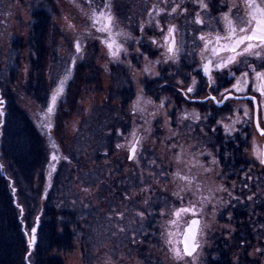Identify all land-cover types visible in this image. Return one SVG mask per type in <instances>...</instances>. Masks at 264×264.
Here are the masks:
<instances>
[{
	"label": "trees",
	"instance_id": "obj_1",
	"mask_svg": "<svg viewBox=\"0 0 264 264\" xmlns=\"http://www.w3.org/2000/svg\"><path fill=\"white\" fill-rule=\"evenodd\" d=\"M43 6L32 9L28 29L27 44L31 52L30 59L36 68H39L38 71L44 69L47 60L48 24L52 18L50 8L47 9L48 5ZM12 45L11 50L13 49L14 52L10 51L11 54L4 56L6 60L0 58V91L5 101L3 113L0 114V264H66L64 257L74 249L77 237L85 241L90 237L88 240L107 243L113 259L120 253L118 249L121 246V254L127 251L129 255L126 256L135 257L136 264H165L162 253L154 252L151 255L147 252V248L152 244L161 245V235L165 229L164 217L161 213L166 209L178 207L179 201H176V198L180 199L181 194L186 191L180 188L181 183L178 185L177 176L173 179L175 184L170 182V189L167 187L169 173L174 166L180 164L174 165L175 162H171L170 172L165 167H161L162 163L159 162L158 157L162 149H165V140L160 138L157 145L152 148L155 153L153 158L149 154L150 144L146 143L142 147L140 163L134 160V157L126 160L121 155L119 164L116 160L114 164L117 167L109 174L105 172L110 170L109 163H105L108 170L104 169L105 171L101 173L98 170L99 165H103L104 161L115 157L117 145H120L117 148L123 145L119 141H124L125 135L134 126V119H128L127 105L131 104V100L137 96L136 93L133 90L125 91L121 86L110 89L107 96L99 97L97 94L91 99L88 94V99L85 100L96 102L95 104L92 102L94 107L91 110L95 121L87 124L84 121L77 125L78 131L71 133L73 139L70 141L72 144L79 141L78 145L82 146V149L85 145H89L90 150H93L92 158L95 160L92 159L86 164L82 157L83 151L77 156L78 148L75 143L69 151L59 152L57 161H50L48 149L55 150L53 144L49 145V148L46 146L39 118L23 107L19 90L11 86L16 72L14 68L20 59L18 53L21 50V41L15 38ZM0 57H3L2 53ZM65 59L63 55L61 58L63 63L66 62ZM3 63L8 66L6 71L9 73H5L7 76L2 73ZM66 72L61 70L60 78L61 81L64 80L65 89ZM60 80H56L57 86ZM151 83L156 84L158 89L154 85L155 88L151 86L152 91V88H149ZM151 83L146 88L144 94L146 97L155 100L162 94L167 96L164 83L160 84L159 79ZM70 85L71 83L68 86L71 87ZM27 86L30 97L43 109L48 108L53 94L52 87L42 81ZM86 89L85 87L84 90ZM138 97L142 100L139 95ZM116 99L121 100L119 106L113 102ZM179 102L174 110L183 108ZM140 105L144 106V103L139 101L137 107ZM132 110L136 115V109L132 108ZM198 110L202 115L201 118H205L208 114L206 109ZM177 112L173 111L172 117H175ZM117 114L128 121L118 120ZM182 118L183 121L180 123L174 120L169 127L171 130H167L169 131L167 136H171L169 145L177 146V151L173 150L177 153L174 155H178V150L180 153L183 151L179 146L186 142L187 137L194 139L195 146L196 143H201L202 149L206 148L205 145L212 149L210 124L200 123L196 116L187 112H183ZM203 124L206 132L198 130ZM185 126H187L186 130L183 129ZM157 134L162 135V130ZM220 142H217V145ZM64 157L68 159L65 160ZM133 160L138 162L137 170ZM64 174L67 177L65 182H62ZM66 184L69 188L74 184L76 186L85 184L84 186H87L100 202L95 205L90 202L92 208L86 211L90 218L97 219L96 232L92 231L91 236L83 232L79 223L82 208L73 210L70 205L60 203L61 200H66L63 197L68 189ZM101 207L104 208L103 212H100ZM141 212L144 213L143 217L139 215ZM33 227L36 228L35 242L29 247ZM150 239H153L154 243L150 242ZM207 255L208 257L204 259L205 264H211V252ZM85 258L88 259L87 256Z\"/></svg>",
	"mask_w": 264,
	"mask_h": 264
},
{
	"label": "flooded vegetation",
	"instance_id": "obj_2",
	"mask_svg": "<svg viewBox=\"0 0 264 264\" xmlns=\"http://www.w3.org/2000/svg\"><path fill=\"white\" fill-rule=\"evenodd\" d=\"M50 1L48 7L51 14L57 13L60 17L63 11L61 7L64 9L67 7V18L71 19L74 27L78 26V30L73 29L74 32H71L69 38H66L64 32L61 34L67 41V44H64L67 45L64 55L70 61L66 72L67 85L75 80L79 71L76 67L81 64L84 86L88 87L90 77L104 73L100 69L103 67L102 59L112 62L113 71L117 68L124 70L119 72L121 74L129 73L127 71H132L134 67L145 70L143 63L150 60L153 68H157L158 76L164 77L163 83L167 90L165 100L168 103L178 100L180 104L184 101L193 105L201 104L202 107L193 105L187 107L193 108L190 110L201 108L208 111L209 115L206 114L202 122L210 124L212 150L223 166L220 178L224 179L225 175L226 179L215 191H212L213 188L210 191L206 190L201 180L192 183L190 190L194 191L195 198H183L179 201V208L195 205L197 215L184 213L191 216L186 223L179 225L176 238L178 248H183L181 241L186 226L193 217H196L200 221L197 235L200 247L194 257L202 261L207 258L208 252H211V264H264V164L260 163L253 150L254 146L257 149H264V135H261L257 128L259 122L260 129H264V95L257 90L262 82L256 79L252 71L253 68L255 71H264V49H254L261 52L259 58L253 54L243 53L227 68L213 70L211 85L208 76L203 72V65L209 59L215 64L232 55L228 51L212 54V48L217 46L215 37L227 36L223 19L225 13H228L236 26L237 36L243 35L239 32L241 27H247L249 31L255 27L256 20L250 16L246 0ZM64 1L68 6L64 7ZM202 3L207 7L202 8ZM255 3L264 7V0H255ZM93 11L97 13L104 11L113 16L112 38L122 45L117 56H112L106 46L110 38L109 32L96 30L102 27L103 23L93 26L91 19ZM80 15L81 20L75 22L74 19ZM197 17L203 23H197ZM51 20H54V14ZM171 26L175 27L174 35L180 49L179 58L176 60L168 59L166 50L168 42L166 37H169L168 29ZM201 35L212 41L207 50L205 40L200 39ZM61 36H58L60 39L57 38L56 42L63 45L64 40ZM77 40L81 47L79 53L71 46L72 44L75 46ZM226 43L230 41H221V44ZM244 47L245 45H242L238 51H242ZM128 62L131 63V70H128L129 67L126 65ZM243 73H248L246 90L235 92L232 85L237 80L244 79ZM123 77L126 80H122L121 86L125 91L131 92V87L134 86L131 83L134 84V81L127 76ZM188 87L193 88L191 93L187 92ZM226 89L232 90L233 96L238 98L217 103L223 99L222 94ZM134 93L137 96L131 100V104L137 106L138 94ZM212 96L216 98L215 101L206 99ZM208 104L210 106L207 107ZM245 109L248 111L247 116L244 115ZM237 117L238 122L233 124L232 121ZM223 124L230 125L233 130L226 133ZM203 131L206 132V128ZM136 137L140 141V136ZM217 142L220 144L217 145ZM184 186H187L186 181ZM206 222L209 225L208 234L211 239L209 247H206L203 241L205 235L208 236L204 235ZM167 232L170 233V230L167 229ZM240 246L241 253L237 254L235 259L234 250Z\"/></svg>",
	"mask_w": 264,
	"mask_h": 264
},
{
	"label": "rangeland",
	"instance_id": "obj_3",
	"mask_svg": "<svg viewBox=\"0 0 264 264\" xmlns=\"http://www.w3.org/2000/svg\"><path fill=\"white\" fill-rule=\"evenodd\" d=\"M63 3L65 4L64 7L68 6L65 1ZM50 4V0H0V55L1 53L3 54V57L0 58H4L6 60L4 56H7V54H11L10 51H13V49L11 50V47H13V39L18 38L21 41V50L18 53L20 59L17 61L18 65H16V68H14L16 69V72L11 86L13 88H16V90H19L18 93L21 97L20 99L21 103L23 104V107L28 110L31 114L36 115V118H39L40 124L42 125L41 129L43 130L46 146L49 148V145H55V150L48 149L50 161H52L51 156L53 154L57 155L61 151H69V149H72V146H74L75 143L78 148L77 156H80L79 154H81L83 151L84 156L82 155V157L84 158L86 164L92 161V159L95 160V158H92L93 150H90L91 147H89V145H85L84 149H82V146L78 145L80 143L79 141L74 142V144H72V142L70 141L71 139H73L71 133L78 131V126L84 121L87 124V122L92 123L94 120L92 118L93 112L91 110L93 109L94 104L96 102L92 100L91 102L86 101L85 99H88V94L91 96V99L94 98V96L97 94L99 97L100 95L107 96V94L109 95L108 91L110 89L121 87V82L123 79H125L123 76H127L129 79L134 81V84L131 83L132 85H134L131 87V91L133 90V92H137V94L141 97L140 99H142L139 101L144 103V106H136L135 115L134 111L132 110L134 106H132L131 104L127 105L128 119H134V126H132L129 129V133L125 135L124 141H119V143H123V145L121 146V148L116 147V154L114 155L115 157H113L112 160L110 159L108 161H104V166L99 165V172L101 173V171H105L110 168V170L105 171L107 174H109L112 170L117 167L114 164L116 160L119 164V158L121 157V155L126 160H129L130 148L136 136L139 135L141 138L139 141V147L134 157V160H137L138 162L141 159V155L143 154L142 147L145 146L146 143L150 144L149 154H151V158H153V154L155 153L152 148L157 145V141L161 138L163 139V141L165 140V149H162L163 151L158 157V159L160 160L159 162L162 163L161 167H165L168 172H170V169L172 168L171 162H175L174 165H177L178 163L180 164L177 167L174 166V169L171 170V172L169 173L170 178H168L166 183L169 189L171 183L175 184L173 183L175 182L173 181V179H175V177L177 176V172H179L181 176H188L189 178H194V184L195 182L201 180V183L204 185V188L206 190L210 191V189L213 188L212 191H215L216 189H218L220 187V184H222L224 179H226V176H223L224 179L220 178V173L223 170V166L220 163L219 157L216 156V154L213 152L214 150H212L210 146L208 147L207 145H205L206 148L202 149L201 143H196L195 146L194 139L192 137H187V140H185L186 142L179 146V149H182L183 151H181L180 153V150H178L180 160L177 161V155H174L177 153L173 151H177V146L175 144V146L173 144L169 145L168 143L169 139H171V136H167V133L169 132H167V130H171V128H169L170 125L172 124V122H174V120H176V122L178 123L183 121V112H187L189 115H194L196 117L198 115L199 120L201 121L200 123H203L202 119L204 118H201L202 115L198 109H184L185 107L192 106L193 104L186 103L182 98V101H184V103L182 104L183 108L174 110L176 109L177 102H179L178 100L177 102L168 103V101L165 100L166 95L163 96L162 94L158 97V99L155 100L150 99L148 96L146 97L144 95L146 93V88L149 86V88H155L156 86V88L158 89V86L156 84L151 83V80L159 79L161 81L160 84H163L164 77L158 76L157 68H153V66L150 64V60H146L143 63L145 66L144 68H147L148 71H145L144 69L143 71L139 68L137 69L134 67L132 71H127L129 73L121 74L119 72L124 70L117 68L113 71L111 65L112 62L102 59L101 63L103 64V67L100 69L102 70V72L104 71V73H102L101 75H95V77H90V83L88 84V87H86V91L84 90L85 86L83 82V66L82 64L77 66L76 68L79 69V71L77 72L75 80L71 83V87L67 85L66 89L64 88L63 93L57 98L55 109L52 113H47V108L43 109L41 106L38 105V103H36L35 100L30 97L27 91L28 84L35 85L36 83L42 81V83L48 84L52 87V93L57 89L58 86L56 85V80H60L62 75L61 70L67 71L70 65L69 59H65V63H63V61L61 60L67 49V45H64L67 44L66 38L71 35V32H74L73 29L78 30L77 25L73 28L68 27V24L71 23V19L67 18L68 11L66 10L68 8L66 7V9H64L63 6H60L63 10L62 16L59 17L57 13H53L54 20H50V23L48 24L49 35L46 41V47L49 52H47V60L44 63V69L42 68L38 71L37 69L39 68H36L35 64L31 62V52L27 44L29 22L31 20V11L34 7H44L43 5L50 6ZM49 8L50 7H48L47 9ZM77 17L78 18L74 19L75 22H78V20L80 21L81 19L79 18H82V15ZM62 32H64L66 38L61 36ZM58 36H61V39L64 40L63 45L60 44L61 42H56V39L59 38ZM71 46L72 48L75 47L74 44H72ZM5 65V63L2 64V73L8 74L9 72L6 71L8 70V66ZM126 65L127 67H129L128 70L132 69L131 63L128 62ZM148 84L150 85L148 86ZM92 102H94V104ZM113 102L114 104H117L119 106L121 100L116 99ZM161 102H163L162 106ZM4 105L5 101L1 97L0 114L3 113V109L5 107ZM193 106L202 107L201 104H194ZM208 106L210 105L208 104L207 107ZM173 111H178L175 117H172L171 113ZM118 120L128 121L126 118L123 119L122 116H120ZM46 125H51V127H46ZM182 125L183 123L181 124V126ZM85 126L87 127L88 125ZM186 128L187 126L183 127V129L185 130ZM205 128L206 127L203 124V127L198 128V130L202 132ZM161 130L162 135L158 136L157 133ZM133 133H135V137L133 136ZM198 135L200 136V134ZM62 148H64V150H62ZM195 148H197V150H195ZM63 153L61 154L63 155ZM226 159L224 160L226 161ZM134 160L133 164L137 170L138 162ZM105 163H109L111 167L106 168ZM167 173L166 176L168 175ZM63 177L64 178L62 182H65L67 176L65 175ZM177 177L179 179L178 185H180L181 183L180 188H184L186 191L184 190L185 192L181 194L180 199L177 197L176 201H180L183 198L194 199V196H196L194 194V191L187 190V187L184 186V180H181L180 176ZM84 185L82 184V186H76L74 184L69 188V186L66 184V187L68 189L63 195L66 200H61L60 203H66L70 205L69 207L73 210L82 208V215H79V223L82 229L84 230L83 232L85 234L88 233L90 235L92 231L96 232L97 219L93 220V218H90V216L86 214V211L87 209L92 208L91 204H89L90 202H93L94 205L99 204L100 202L96 199L95 195L90 192L89 188ZM105 200L106 199H104V202H106ZM178 208L179 207H173L163 211V213H165L163 215V227L165 229L163 230V235H161V245L159 243L148 245L147 252L151 255L154 252H157L158 254L162 253V259H164L165 264H204L205 261H200L198 257L193 258L181 255L180 258H177L174 253V249L178 248L179 245L177 242L178 239H176L178 235L177 230L178 228H180L179 225L186 223L188 217L191 216L190 214L184 215V213H181L179 217L174 216L173 213ZM103 209L104 208L101 207L100 212H103ZM207 219H209V216H207ZM170 221H175V223H170ZM205 224L206 225L204 235L208 234L209 226L208 222H206ZM167 229L170 230L171 233V246L168 243L169 233L167 232ZM208 237L209 234L208 236L205 235V237L203 238L204 245L206 247L211 246V239L210 237ZM80 238L81 237H77V239L75 240V246L72 252L65 255L64 258L66 264H132V261H134L133 264H136L135 257L129 258V256H126L129 255L127 251H125L124 254H121V246L118 249V253H120L117 254L115 259H113L112 252L108 251L109 248L107 243H101L100 241L97 242L93 239L88 240L90 237H88L87 239L88 242ZM150 242L154 243V240L150 239ZM142 247L143 246H141V248ZM234 253L236 259L238 256L237 254L241 253V246L238 248L236 247ZM205 255L206 254L204 253V256ZM85 256L88 257L87 260ZM206 257H208V255H206Z\"/></svg>",
	"mask_w": 264,
	"mask_h": 264
},
{
	"label": "snow or ice",
	"instance_id": "obj_4",
	"mask_svg": "<svg viewBox=\"0 0 264 264\" xmlns=\"http://www.w3.org/2000/svg\"><path fill=\"white\" fill-rule=\"evenodd\" d=\"M90 2V0H89ZM247 6L250 9V16L256 20L255 27L251 29V31L248 30L247 27H241L239 29V32L243 33V35L237 36V28L234 25L233 21L229 17L228 13H225L223 16V19L225 21V28L227 30V36L222 37L220 35H217L215 37L216 47L212 48V54L216 55L219 52L222 51H228L232 53V55H229L226 59H222L220 62L213 64V61L209 59L204 65H203V72L205 75L209 78V84L212 83V76L211 73L213 70L220 71L225 68H227L230 64L234 63L237 56L242 55L243 53H249L253 54L256 57L261 56L260 51H254V49H264V7H261L260 5L255 3V0H246ZM105 7L107 8L108 5L106 4ZM202 8H206V4H201ZM175 11V9H173ZM92 23L93 26L103 23L102 27L97 28L96 30L99 32H109V40L106 42V46L110 50V54L112 56H117L119 50L122 48V45L118 44L114 38H112L111 34V28L113 24V16L110 13H106L104 11H100L97 13L96 11H93L92 13ZM197 23H203L199 17H197ZM69 28H73L74 25L71 23L68 24ZM169 37H166L167 42V53H168V59L176 60L179 58V51L180 49L177 46L176 39H175V27L171 26L168 29ZM121 33H116V35H120ZM201 40H205V50H207L208 45L212 44L211 40H206L205 36L201 35ZM222 40H229L230 43L221 44ZM242 45H245L242 51H238ZM75 49L76 52L79 53L81 51L80 43L77 40L75 43ZM75 63V58H73V64ZM145 71H148L147 68H145ZM252 71L255 73V77L258 81H261L260 87L257 89L261 92L262 95H264V71H255L253 68ZM70 75V72H69ZM242 76L244 77L243 80H237L235 84L232 85V90L235 92H242L246 90V86L248 85L247 76L248 73H243ZM67 79V76L65 77ZM195 83V80L193 81ZM64 80L60 82L57 89L53 92L51 96V102L47 108V113H52L55 109L57 98L63 93ZM226 89L225 93L222 94L223 99L221 101H217V103H222L224 100H228L230 98H238L233 96V91ZM193 91L192 87H188L187 92L191 93ZM206 99H211L215 101V97H208ZM251 99L254 100V97ZM139 102V97L138 101ZM150 102V101H149ZM163 105V102H161V106ZM136 105L134 104V110ZM244 115H248L247 109L244 110ZM199 119V116L196 117ZM231 119V118H229ZM238 117L232 121L233 124L238 122ZM218 123H222V121H218ZM46 127H51V125H46ZM223 127L225 129L226 133H230L233 129L228 124H223ZM257 128L260 130L261 135H264V129H260L259 122H257ZM133 136L135 137V133H133ZM139 144V138L136 137L135 142L132 144L131 152L134 155L136 152V145ZM55 147V145H53ZM117 147H120V145H117ZM254 154L256 155L257 159L260 161L261 164H264V149H257L254 146ZM52 161H57L58 157L57 155L53 154L51 156ZM65 160H67V157H64ZM129 159H132V156H129ZM180 160V156L177 155V161ZM215 162V161H214ZM54 168V165H53ZM177 176H180L181 180H184L187 182V190L191 189V185L193 183L194 178H189L188 176H181L179 172L176 173ZM185 190V189H182ZM181 213H192L193 216L197 215L196 212V206L191 205L190 207H181L179 209H176V211L173 213L174 216L179 217ZM165 213H161V215H164ZM141 217H143L144 213H139ZM170 223H175V221H170ZM200 221L198 219H193L191 223L189 224L188 228L186 229L183 240L181 243L183 244V248H175L174 253L177 256V258H180L181 255L193 257L194 254L197 252L198 248L200 247L198 241H197V235H198V226ZM35 232L36 228H32V237L29 240V247H31L35 242ZM171 233H169V240L168 243L171 246L172 240H171Z\"/></svg>",
	"mask_w": 264,
	"mask_h": 264
},
{
	"label": "water",
	"instance_id": "obj_5",
	"mask_svg": "<svg viewBox=\"0 0 264 264\" xmlns=\"http://www.w3.org/2000/svg\"><path fill=\"white\" fill-rule=\"evenodd\" d=\"M0 98H1V91H0ZM132 147V146H131ZM137 149H138V144L136 145V151H137ZM135 154H136V152H135ZM135 154L133 155L132 154V152H131V148H130V156H132V158L135 156ZM193 219H198V218H196V217H193L191 220H190V222H189V224L191 223V221L193 220ZM199 220V219H198ZM189 224L186 226V229L188 228V226H189ZM198 228H199V226H198ZM186 231V230H185ZM185 233V232H184Z\"/></svg>",
	"mask_w": 264,
	"mask_h": 264
}]
</instances>
